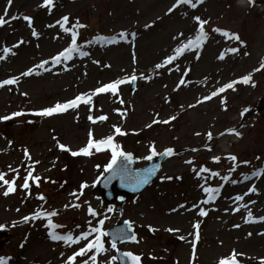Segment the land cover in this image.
Returning <instances> with one entry per match:
<instances>
[{
	"label": "rangeland",
	"instance_id": "obj_1",
	"mask_svg": "<svg viewBox=\"0 0 264 264\" xmlns=\"http://www.w3.org/2000/svg\"><path fill=\"white\" fill-rule=\"evenodd\" d=\"M175 3L53 0L49 10L42 6L43 0H13L10 6L0 0V15L7 20L0 26V55L5 56L0 60V81L18 78L17 83L0 87V117L23 113L0 120V172L7 180L16 176V190L8 196L3 195L7 186L0 182V225H4L0 256L8 258V264H67L69 256L94 240L97 233L90 229L100 220L104 232L122 221L131 222L136 240L120 247L140 256L142 264H218L233 251L242 254L236 257L239 264H260L264 258V219H260L264 217V0H203L194 8L180 4L169 12ZM24 16L32 19L31 27ZM64 16L69 17L64 25L68 32L57 24ZM194 17L208 21L206 39L155 69L175 55L176 48L195 40L199 26ZM213 29L235 34L239 40ZM72 31L77 33L78 50L70 59L53 63L51 58L71 44ZM120 32L125 39H119ZM98 36L115 37L116 42L97 41ZM5 47L11 52L4 53ZM232 48L237 51L231 52ZM81 51L87 55L81 56ZM42 61H48L44 68L34 67ZM29 68H34L33 74L23 76ZM133 74L137 77L133 90L131 84H122L115 95L93 96L91 105L81 103L52 116L35 115ZM245 76L250 77L248 83L242 80ZM232 82V88L203 99ZM89 115L108 119L94 124ZM113 126L125 134H117ZM89 130L94 139L113 135L119 149L136 158V167L148 163L144 157L152 145L157 152L172 148L176 154L163 162L156 178L138 195H122L107 203L94 183L106 173L111 149L71 155L86 145ZM58 143L70 151L61 150ZM232 155L235 162L228 159ZM202 166L208 171H200ZM29 170L40 180L29 179V188L24 189ZM257 171L259 175L254 174ZM81 184L86 187L81 189ZM204 187L219 189L207 204ZM40 195L45 199H38ZM237 196L242 199L236 200ZM89 207L97 215H91ZM200 208L206 216H199ZM38 211L58 213L51 218L62 226L53 230L56 234L71 233L73 238L90 234L70 245L54 241L46 218L23 220ZM197 223L200 227L194 229ZM101 240L105 251L89 249L73 264H93V255L95 264H116L108 237Z\"/></svg>",
	"mask_w": 264,
	"mask_h": 264
},
{
	"label": "snow or ice",
	"instance_id": "obj_2",
	"mask_svg": "<svg viewBox=\"0 0 264 264\" xmlns=\"http://www.w3.org/2000/svg\"><path fill=\"white\" fill-rule=\"evenodd\" d=\"M13 0H7V4L10 6L12 4ZM203 0H196L195 3L192 2V0H176V3L173 4L172 8H169L168 11L171 12L175 7H177L180 4H188L191 7H196L197 3H202ZM254 0H249V3H253ZM53 5V0H43V4L42 6H46L49 8V10H51V7ZM5 14H7L8 12V8L4 9ZM13 19H16V17H13ZM23 19L25 21L28 22L29 27H31L32 25V19L28 16H24ZM194 19L196 20L197 24H198V29H197V35L195 37V40H189L188 43L186 45H184L183 47H178L176 48L175 51V55H170L167 56L165 58V60L163 61V63H158L155 65V69H160L162 67H164V65L170 64L173 60H175L177 58V56H179L183 51L187 50L188 48L192 47L193 44H195L196 46H199L202 41L204 39H206L207 34L205 33L204 30V26L208 23V21L206 20H202L200 17H194ZM69 21V17L64 16L61 18V20L57 21V24L60 25V27L65 31L68 32L69 29L65 28L64 25ZM7 23V20L5 19V16L0 15V26H3L4 24ZM77 27H85L84 25H80L77 24ZM213 31L216 32H222V35L226 38L231 37L232 39H236L239 40V36L235 35V34H230L227 31H222L221 29H213ZM33 36H36L37 33L35 31L32 32ZM119 39L123 40L125 39V33L124 32H120L119 34ZM134 35V33H133ZM97 41H108L110 43H115L116 42V38L115 37H95L94 38ZM89 43H92V41H89ZM78 50L77 48V33L75 31L71 32V44L69 45V47L65 48L63 51L59 52L56 56H53L52 62L53 63H60L61 59L63 58L64 60L70 59L71 58V54L73 52H76ZM231 52H236L237 49L236 48H232L230 49ZM4 53H10L11 49L5 47L3 49ZM81 56L83 55H87L86 52L81 51L79 53ZM5 59V56L0 55V60ZM219 59H223V53H221ZM48 61H42L39 65L34 66L35 68H44L45 64H47ZM261 68H264V62L261 63ZM34 68H29L27 69L25 72L22 73L23 76H30L33 74ZM144 77L141 76V79H143ZM17 77H12L9 79H5L0 81V87H3L5 85H13L15 83H17ZM137 79V77L133 74L130 77H125L123 79H117L115 81H112L110 83H106L103 84L100 87H97L94 91L90 92V93H81L77 96H75V98L67 100L64 103H60L57 102L55 104V106L53 107H47V108H43L42 110L38 111L35 113V115L38 116H52L55 113H62L68 109H75L78 108L80 106L81 103H83L84 105H91L92 104V97L100 94V93H108L111 92L112 94H117L118 92V86L122 85V84H131L132 82H134ZM250 77L249 76H245L242 78L244 83H248ZM233 83H228L225 84L223 87L218 88L216 91L212 92L210 96H205L203 99L204 100H209L211 99V97L216 96L218 93H222L225 91V89L228 88H232ZM180 84H184V80L181 79ZM25 94V93H22ZM26 95V94H25ZM199 102V101H198ZM121 103H123V101H121ZM223 103V101H222ZM89 111H91V108H89ZM23 115L22 112H13L11 114V116H2L0 117V120H9L12 117H18ZM88 119L90 121H92V123H96L97 121H105L107 120V116L101 115L98 117H93L92 115L88 116ZM170 119H175V117H171ZM153 124L156 123H163V124H168L169 120H153L152 122ZM115 132L119 135H124L125 133L121 131V129L119 127H115ZM148 127H151V125H148ZM230 132H234V130H229ZM236 135H239V133H235ZM197 135H199V133H197ZM208 138L211 139V133L208 134ZM114 137L113 135H108L107 137L101 138V139H94V134L92 132V130H89L88 132V139H87V143L85 146L81 147L78 149V151H71V155L72 156H78V155H84V156H89L91 155V150L95 149L97 152L101 151L104 147H108L111 149V159L108 162V164L105 166V171H109L113 169L114 165H117V161L118 158L123 157V161H121L120 165H117L118 167L126 170L127 168V164L132 162V154L131 153H126L122 150L119 149V146L117 144H115L114 142ZM57 147H59L61 150L63 151H70V149L64 145V144H57ZM150 151V155L144 157V159L146 160H151L154 156H158V155H162V156H172L174 154V150L172 148H166L164 149L163 152H157L155 149V146L152 145L149 148ZM193 151H195V149H193ZM24 154L26 157L29 156V153L27 151V149L24 150ZM30 158V157H29ZM219 157H213L214 161H219ZM228 159L232 160L233 162H235L237 160V157L232 155L229 156ZM126 162V163H125ZM38 163V162H36ZM186 163H192V161H186ZM244 163H248L247 161H244ZM158 167V166H157ZM234 170V169H232ZM15 171V170H13ZM146 175L144 176V178L142 180L137 181V186H139V184H146L148 183V176L154 174L155 168L153 169H145L144 170ZM200 171H208V169L204 168L203 166L201 167ZM255 175H259V171H257L256 173H254ZM5 173L0 172V182H2L3 185H6V190L3 192L4 196H8L10 193L14 192L16 190V176L13 177L12 180H7L5 179ZM196 175H200V172H196ZM212 175H217V173H212ZM24 179V183L21 185V187H23L24 189H28L29 188V179H32L34 182H38L40 180L39 176H33V171L29 170L27 175L23 178ZM168 179H171L170 177ZM223 179L227 180L228 177L225 176L223 177ZM81 189H83L84 187H86V185L81 184ZM135 190V189H134ZM203 191L205 193H208V199L204 200L203 203L207 204L209 200L214 198V194L217 193L219 191L218 188H209V187H204ZM249 191H255L254 188H250ZM72 195H75V193H73ZM38 199L40 200H44L45 197L43 195H40L38 197ZM236 200H240L242 199V197L237 196L235 197ZM68 205H66L67 207ZM73 207H79V205H72ZM238 210V209H237ZM109 211H111V209L109 208ZM89 213L93 216L97 215L95 213V211L89 207ZM58 213L56 211H47V212H43V211H38L33 213L31 216H25L23 218V220L25 222L29 221L30 219L34 220L37 219L39 217H44L47 219V227L49 229V237L50 239L54 240V241H64L66 244H75L78 243L80 240L86 238L90 233L89 232H82L81 235L76 236L75 238H73V236L71 235V233L65 234V235H59L56 234L53 230L58 228V227H62L61 225H57L55 223H53L52 221V217L56 216ZM207 213L205 211L204 208H200L199 209V216L203 217L206 216ZM249 216H251V213H249ZM260 219H264V217H261ZM247 222V220H246ZM104 223L103 220H100L98 222V226L91 228L90 232H94L97 233V235L95 236L94 240H89L88 243L86 244L85 247H81L79 249V251L75 252L73 255L68 257V262L67 264H73V261L80 256H83L89 249H95L96 253H101L103 251H105L103 243L101 238L103 236H107L108 233L104 232L101 230L99 225H102ZM124 224L128 226V232H122L121 236L119 237H115L111 247L113 249L116 248V240L118 239H122V238H127V239H131L132 241L136 240V236L134 234H130L131 232V222L130 221H124ZM4 227V225H0V229H2ZM192 227L194 229H199L200 225L197 224H193ZM150 230L151 229L150 227ZM168 231H176L174 229H168ZM196 238L198 239V233ZM193 246L195 247V241L193 242ZM123 257L127 258L126 264H140V256L138 255H134L131 252H124ZM238 255H242V254H238L235 251H233L232 254H230L229 257L227 258H221L218 261V264H239V261L236 259V257ZM117 257L113 256L112 260H116ZM91 260L93 261V264H95V260L96 257L95 255H93L91 257ZM0 264H8V258L0 256ZM84 264H88V261H84ZM260 264H264V258L261 259Z\"/></svg>",
	"mask_w": 264,
	"mask_h": 264
},
{
	"label": "water",
	"instance_id": "obj_3",
	"mask_svg": "<svg viewBox=\"0 0 264 264\" xmlns=\"http://www.w3.org/2000/svg\"><path fill=\"white\" fill-rule=\"evenodd\" d=\"M132 84L134 85V82ZM167 157L169 156L159 155L156 161L152 158L150 163L142 168H135L134 164L137 160L132 158V162L127 164L126 170L117 166L120 165L121 161H123V157H121L118 159L117 165H114L112 170H109L100 180L97 181L96 187L98 192L106 201L119 199V196L116 195L114 188H116L122 194L130 195L139 193L143 188L150 184L153 178L156 177L161 168L162 161ZM153 168H155V171L154 174L148 176V183L139 184V186H137V181L142 180L146 175L144 170ZM122 232H128V226L125 225L124 222L117 224L113 228L107 230L111 242H113L115 237L121 236ZM130 234H134L132 228ZM129 240L131 239L122 238L116 240L115 242L116 245H118ZM123 253L124 251L117 249L118 264H126L127 258L123 257Z\"/></svg>",
	"mask_w": 264,
	"mask_h": 264
},
{
	"label": "bare ground",
	"instance_id": "obj_4",
	"mask_svg": "<svg viewBox=\"0 0 264 264\" xmlns=\"http://www.w3.org/2000/svg\"><path fill=\"white\" fill-rule=\"evenodd\" d=\"M241 1H243V0H241Z\"/></svg>",
	"mask_w": 264,
	"mask_h": 264
}]
</instances>
